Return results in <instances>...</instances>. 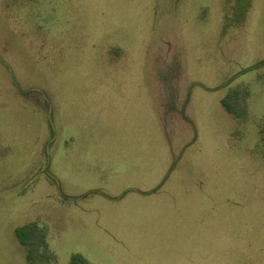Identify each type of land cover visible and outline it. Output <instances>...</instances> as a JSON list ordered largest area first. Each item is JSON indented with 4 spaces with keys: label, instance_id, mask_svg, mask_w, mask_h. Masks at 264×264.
I'll use <instances>...</instances> for the list:
<instances>
[{
    "label": "rangeland",
    "instance_id": "374dc122",
    "mask_svg": "<svg viewBox=\"0 0 264 264\" xmlns=\"http://www.w3.org/2000/svg\"><path fill=\"white\" fill-rule=\"evenodd\" d=\"M77 254L264 264V0H0V264Z\"/></svg>",
    "mask_w": 264,
    "mask_h": 264
},
{
    "label": "trees",
    "instance_id": "16d2710c",
    "mask_svg": "<svg viewBox=\"0 0 264 264\" xmlns=\"http://www.w3.org/2000/svg\"><path fill=\"white\" fill-rule=\"evenodd\" d=\"M38 232L39 231L37 229L36 222H31L27 225H22L16 229V233L18 234L20 241L24 245L28 246L30 248V251L32 250V252H33V246H31V243L33 241L31 239L32 237H35V235L37 236ZM71 264H88V263H86V260L82 255L77 254L73 257Z\"/></svg>",
    "mask_w": 264,
    "mask_h": 264
}]
</instances>
